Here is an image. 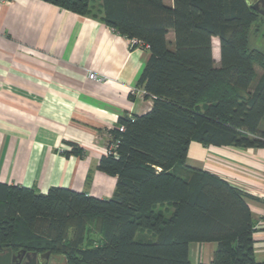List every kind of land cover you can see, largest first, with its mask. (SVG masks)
Wrapping results in <instances>:
<instances>
[{
    "label": "trees",
    "instance_id": "obj_1",
    "mask_svg": "<svg viewBox=\"0 0 264 264\" xmlns=\"http://www.w3.org/2000/svg\"><path fill=\"white\" fill-rule=\"evenodd\" d=\"M40 1L101 14L115 33L139 41L149 58L135 87L151 107L119 118L123 132L108 130L116 156H102L96 169L116 179L109 199L0 183V253L49 251L67 264H190L189 244L215 243L209 264H261L248 195L186 160L191 142L264 147V53L249 46L264 17L246 0ZM69 147L66 156L80 154Z\"/></svg>",
    "mask_w": 264,
    "mask_h": 264
},
{
    "label": "crops",
    "instance_id": "obj_2",
    "mask_svg": "<svg viewBox=\"0 0 264 264\" xmlns=\"http://www.w3.org/2000/svg\"><path fill=\"white\" fill-rule=\"evenodd\" d=\"M148 58L101 14L79 16L40 0L0 2V183L109 199L116 179L96 166L118 119L151 107V100L129 94ZM71 144L79 155L64 154ZM187 161L248 195L255 259L264 264V147L191 142ZM215 248L189 244L190 264H209Z\"/></svg>",
    "mask_w": 264,
    "mask_h": 264
},
{
    "label": "rangeland",
    "instance_id": "obj_3",
    "mask_svg": "<svg viewBox=\"0 0 264 264\" xmlns=\"http://www.w3.org/2000/svg\"><path fill=\"white\" fill-rule=\"evenodd\" d=\"M93 1H94V5L96 6L98 4V1L96 0H93ZM164 1L166 4L171 2V0H164ZM257 1L258 0H246V2L248 3L250 7H252V5L255 4ZM170 34L172 37V33ZM249 46L252 48H256L264 53V21H260L259 26L257 28H255V26L251 28L250 33H249ZM213 54L215 58L214 61L217 64L218 63L217 50H213ZM255 68L257 72H259L258 70L260 69L257 68L256 66ZM186 165L189 166V163L187 160H186ZM18 253L20 252H15L14 254L16 255ZM34 255L35 257H33ZM31 260H34L36 264H67L65 258L62 255L54 254L49 251L41 253V254L31 253L29 254V257L27 259H23L22 264H31L32 262Z\"/></svg>",
    "mask_w": 264,
    "mask_h": 264
},
{
    "label": "water",
    "instance_id": "obj_4",
    "mask_svg": "<svg viewBox=\"0 0 264 264\" xmlns=\"http://www.w3.org/2000/svg\"><path fill=\"white\" fill-rule=\"evenodd\" d=\"M252 9L260 16L264 17V0H258L252 5ZM28 257V253L21 252L16 255H12L11 250L6 249L4 252L0 253V264H22L23 259H27ZM33 257H35V255ZM31 261V264H36L34 260Z\"/></svg>",
    "mask_w": 264,
    "mask_h": 264
},
{
    "label": "built area",
    "instance_id": "obj_5",
    "mask_svg": "<svg viewBox=\"0 0 264 264\" xmlns=\"http://www.w3.org/2000/svg\"><path fill=\"white\" fill-rule=\"evenodd\" d=\"M0 2H4V0H0ZM129 45V48L132 47H140L141 43L135 39H126ZM89 79H96L95 75L93 73L89 74ZM129 94L131 96H136V95H140V96H144L145 92L143 89L141 88H137V87H131L129 90ZM117 130L118 132H123V126L121 125H117ZM112 129V128H111ZM110 130V129H109ZM116 143L117 142H109L105 148V155L106 156H116Z\"/></svg>",
    "mask_w": 264,
    "mask_h": 264
},
{
    "label": "flooded vegetation",
    "instance_id": "obj_6",
    "mask_svg": "<svg viewBox=\"0 0 264 264\" xmlns=\"http://www.w3.org/2000/svg\"><path fill=\"white\" fill-rule=\"evenodd\" d=\"M12 255H15V254L12 253ZM13 264H15V263H13Z\"/></svg>",
    "mask_w": 264,
    "mask_h": 264
}]
</instances>
